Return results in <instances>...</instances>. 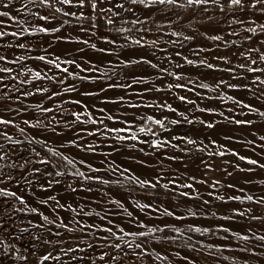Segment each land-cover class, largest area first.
<instances>
[{
    "label": "rangeland",
    "instance_id": "rangeland-1",
    "mask_svg": "<svg viewBox=\"0 0 264 264\" xmlns=\"http://www.w3.org/2000/svg\"><path fill=\"white\" fill-rule=\"evenodd\" d=\"M181 2L183 3L185 0H181ZM50 3L51 7H45L39 4L38 0L36 3H31L30 0H13L9 9L0 8V11H9L11 16L16 17V20L0 17V22H2L0 23V31L19 32L22 27L19 24L20 20L29 21L30 23L24 25V27H29L30 30L38 26H45L50 29L60 28L59 32H50L48 34L35 32L31 35L25 33L19 39L12 36L0 39V55L7 56L9 60H14L17 56L25 58L24 61L11 65L0 61V67L4 66L13 69L12 73H0V76L3 77V80L0 81V84H2V89L0 90V114L4 115L6 119L14 118L15 124L25 129L28 139L35 137L37 140L46 141L48 146L57 149L76 161V165L73 168L71 165H66L64 161H58V158L51 156L46 151L43 144H28L25 142L14 146V149L13 146L7 145L11 153V159L0 161V163H11L14 160L19 165L29 158L32 161L48 158L54 163L65 165V167L54 169L50 164L30 163L27 166V170L23 173L24 179H21V170L18 167L15 170L5 168V172L13 171L20 183L17 185L13 181L10 184L0 186L9 187L11 190L23 195L31 207L38 208L45 215H49L50 219H56V214L52 212L56 205L52 202H50L49 206L39 203L40 200H46L49 196H55L65 206L71 204L78 212L83 206V212L91 213L90 216H85L83 213L77 216L71 211L59 208H57V213L60 217L67 219L66 221H72L75 216L76 219L85 225L92 224L98 227L85 229L86 232L91 234L82 235L79 226L72 222V226H70L78 230L65 233L63 229H59L62 233V239L66 243L59 246L45 245L42 242H34L33 236L42 235L43 239L51 238L53 241L57 238L50 237L43 230H37L28 224L29 220L42 223L40 217L27 212L12 211L5 225L10 233V235L4 236L5 241L7 243H15V240L19 238L20 241L25 240L26 243L28 242L27 247H22L15 243L21 249V254L28 256V264H37L38 256L45 254L47 251L53 252V255H59L61 259L59 261L49 260L46 264H93V261L95 264H193V262L194 264H245V262L247 264H264V242L255 239L258 235H264V203L255 202L264 197V168L248 164L246 160L241 161L238 158V156H245L246 158L257 160L260 164H264V141H259L260 137L264 136V116L260 115L261 112H264V95H262L264 93V85L252 83L254 76L259 75V73H247L244 69L237 67L241 63L250 65V61L246 58L249 47H259L264 50V44L261 43V41H264V34L258 32L253 35L244 31L245 27H255V25L232 24L233 16L226 12H221L218 6L211 3V0H209L207 6L200 7L173 8L168 5H154L151 11L142 6H136L135 11L131 13L113 7V3H124L126 7H129L128 0H109L108 3L102 4L101 7H113L114 11L119 12V18H116V23L113 27L109 26L105 23L104 16H110L111 14H101L97 10L95 15L101 17L97 28L92 27L90 20H77L75 17L64 16L62 12L55 11V8L59 7L63 11L77 12L76 7L62 5L58 3V0H50ZM205 7L207 11H205ZM83 11L87 15H92L87 9ZM31 13L47 15L49 20H39L37 16ZM235 18L245 21L255 19L257 24L264 23V15H260L258 11L254 10H249L243 14L238 13ZM133 19L146 20V22L136 25L123 22ZM65 20L69 22L65 24ZM81 26L85 29L84 31L81 30ZM120 27L130 29V31L118 33L116 29ZM148 29L150 31H147ZM173 32H179L183 35L173 36ZM233 32L237 35L230 34ZM212 35H222L223 39L213 41L208 38ZM250 35L252 39L246 40L245 37ZM142 36L145 43L152 40H156L157 43L147 47H139L131 43L132 39H138ZM184 36H192L193 39L185 40ZM57 37L69 39H57ZM104 37L115 40V44L107 43ZM84 40L89 41V43H82ZM232 41L236 43L232 44ZM16 43H25L28 47L26 49L7 47L8 44ZM91 44H96L97 49L104 48L108 51L105 52L106 54L97 51L91 47ZM182 46L187 48V52L181 50ZM200 49H206L207 53L205 50L200 51ZM177 52L181 53V55L177 56ZM241 52L245 53V56H241ZM41 55L52 59L60 57L61 66L68 67L77 76L65 77L63 72L48 65L46 61L42 62L34 59V57ZM141 56L152 60L153 63L167 69L168 72H174L182 76L183 79L177 81L173 76L162 73L159 69H153L147 64L130 65L128 67L119 64V60L139 59ZM251 56L253 59L257 58L256 53H252ZM184 57L194 60L196 63L190 67L189 64L185 63ZM215 57H226L230 63ZM70 59H75L81 65V68L63 63L64 60ZM200 60H207L214 64L215 68L211 69V71L209 68L205 69L206 66L200 65ZM20 64H23L24 68H21ZM177 65H181V67H177ZM256 66L264 67V63ZM28 67L41 73H47L49 76L63 79L64 83L59 84L48 79H40L22 84L20 81L32 79L31 75L27 73L19 75L20 72ZM93 67L102 71L82 70ZM228 68H231L232 71H225ZM194 69L197 70L195 71ZM14 76L16 79L12 78ZM141 76L142 80L133 83L134 78ZM242 76L247 78L241 79L240 77ZM78 77H87V79L82 80ZM91 77L94 78L92 79ZM161 77L163 78L161 79ZM261 79H264V76H261ZM220 80H224L226 83L216 88ZM189 81H192V83H189ZM117 83L131 85V89L128 87H111L110 89L109 84ZM170 83L173 85L181 83L186 85V87L168 89L167 85ZM201 83L209 84L210 88L198 87ZM228 84L237 85V87L229 88ZM245 85L248 87L245 88ZM67 86L74 88L73 93L71 91L64 92V88ZM38 87L48 88V95L55 90L61 95L49 101L47 95L44 94L38 93L24 97L21 92L17 91L20 89L22 91L35 92ZM188 88H191L192 91H188ZM156 89L161 90L156 91ZM210 89H215V91ZM4 93H7L11 99H5ZM85 93H96V95H88V97ZM18 96L20 97V102H16ZM179 96L186 97V100L181 101ZM228 96L234 99L228 100ZM121 97H123V100H120ZM74 100L81 101V105L71 103ZM110 100L116 101V103H112ZM187 100L195 103H187ZM236 100L242 101L243 104H250L258 111L244 108L243 104H237ZM37 103H42L44 107L52 108L53 112L48 114L41 113L32 107V105ZM134 104L140 105V107L129 106ZM6 105L13 109H23V111L9 113ZM147 105H152V107H147ZM164 105H171L176 111H170ZM85 106H87V113L81 116V122L73 123L74 117L71 113H84ZM200 108L212 109L213 111L200 112ZM100 109L105 111L101 112ZM180 113H184V116H181ZM89 115L95 119L97 117L98 123L92 124L89 120ZM109 115L114 119L109 120L107 118ZM148 115L164 120L165 127L161 128L151 122L143 123L139 119H133L134 117H146ZM185 117L192 120L193 123H187ZM38 118L43 120L46 127L30 128L28 125L23 124L25 119L35 123ZM171 120H178L180 123L173 125L170 123ZM235 120L252 121V123L235 124ZM125 121L129 123H125ZM200 121L205 123L202 124ZM207 123L216 125L208 128L206 126ZM54 126L55 131L52 130ZM139 127L151 128L156 135L140 133L138 131ZM106 128H129L130 131L121 133L107 132ZM97 129H99V133L97 132L96 135H87L89 131L96 132ZM0 130H4L3 125H0ZM7 131L14 139H25V134H21L16 127L9 126ZM132 132L136 133L138 140H120L116 138L117 136H129ZM179 136L191 137L198 142H202L200 147L207 146L206 151H196L192 145H186L182 140L172 139V137ZM72 140L77 142L76 145L69 143ZM153 140L163 144V146L154 147ZM165 141H170L171 144H176L179 148H172L170 144L164 143ZM211 141H216V144L213 145ZM249 141L253 143H248ZM0 142L3 141L0 140ZM88 145H92L91 150L88 149ZM221 145L223 147H219ZM32 148L40 152V157L35 156L31 152ZM180 148L192 150L180 151ZM220 151H224L226 154L223 156L209 155V152L216 153ZM233 151L238 153V155H232ZM147 156L151 159L147 158ZM167 157H175L176 161L174 159L168 160ZM179 158L180 160H178ZM80 160H84L86 163L81 165L79 163ZM87 164H91L94 168L100 169V171L92 172L86 166ZM147 164H149L148 166L151 169H146ZM208 165H211V168ZM35 168L41 169V172L33 173L32 169ZM124 168L128 169V172H125L122 176L120 173ZM77 169L83 171L85 175L99 176L102 179L109 180L110 183L105 185L95 180L86 181L82 177L68 174L65 175L67 179L55 176L56 170L75 172ZM47 172H51L52 175L48 176ZM129 176H137L153 182L157 177L162 176L161 184L168 183L170 180L175 181V183L169 184V190L159 185L152 190V188L141 187L135 182H129L125 178ZM193 177L195 179H192ZM25 179L32 180L33 183L27 185ZM49 180H59L60 183H53L49 187ZM117 180L120 181L119 184L111 183ZM216 181L219 183L213 186ZM181 184H192L193 187L190 189L181 188L179 187ZM41 185L47 190H42ZM229 185H233V187H229ZM72 188H76L77 191H72ZM88 189L91 190L89 191ZM181 192H186L189 195L182 196L180 195ZM248 195H252L255 201H248L246 199ZM230 196H240L241 200L227 199ZM217 197H224V200L217 199ZM112 201H120L123 204V208ZM204 201H208V203L205 204ZM0 204H2V201H0ZM142 204H149L152 207H139ZM18 206L23 207L22 205ZM164 208L173 211L176 216H183L184 219L177 220L163 215ZM234 209L240 212L251 209V212L240 216L233 212ZM189 210L195 212L197 216H191ZM128 212L132 213V217L128 216ZM96 213L106 219L101 220ZM2 214L3 208L0 207V215ZM251 215L261 219H251ZM221 217H231V219H222ZM108 219L113 221L112 225L107 224ZM138 221L149 227H164L165 224L180 227L184 236L179 237L175 242L170 239H158L160 237L177 236L169 228L163 233L156 232L150 236L138 238L136 242L144 246L147 254H140L141 250L135 249L137 254L134 255L133 250L127 247H123L122 252L107 246L94 249L87 248V243L89 242L94 245H107L113 241V238L108 233L100 231L99 227L111 226L118 234H120L119 228L115 227L116 225L126 231H146V228L137 227ZM189 225L201 228L207 227L212 231L209 233L190 232L188 230ZM23 227L29 228V231L21 233L19 229ZM46 227H51L52 231H57L54 226ZM222 228H229L231 231L224 232ZM249 229H251V232H249ZM231 232L247 234L251 239L248 242L241 241L232 236ZM0 234H2V230H0ZM99 237H108V240L98 239ZM188 237H191L190 241L187 239ZM223 237H227V239H223ZM125 239L131 240L132 238L126 237ZM80 240L84 241V243L80 244L81 248L86 249L84 252L69 253L67 256L61 252V247H75ZM209 244L214 247L209 249L207 247ZM190 245L194 246L198 251L192 250ZM245 246L250 249L249 252L240 251ZM33 247H35L36 255L31 254ZM25 248L29 249V252H23ZM217 248L220 250L217 251ZM104 251H107L109 255L105 260L100 261L97 257ZM253 251L256 253L255 255L251 254ZM177 252L179 256L176 255ZM209 252L212 255H209ZM157 253L167 256L168 259H157ZM72 255L83 256L84 259L73 261L71 260ZM112 256H117L118 259L113 261L111 259ZM184 257L188 259L185 260ZM224 257H228V259H224ZM0 264H23V262L15 261L14 257L6 258L0 254Z\"/></svg>",
    "mask_w": 264,
    "mask_h": 264
},
{
    "label": "snow or ice",
    "instance_id": "snow-or-ice-1",
    "mask_svg": "<svg viewBox=\"0 0 264 264\" xmlns=\"http://www.w3.org/2000/svg\"><path fill=\"white\" fill-rule=\"evenodd\" d=\"M31 3H36L37 0H30ZM39 4L44 5L45 7H51V3L50 0H38ZM109 0H58V3L62 4V5H71L77 8V12H68V11H63L62 8H55L56 12H62L64 16H72L75 17L77 20H90L92 22V27L93 28H97L99 26L98 21L101 19L100 16L95 15V13L97 12V10H99V12L101 14H105V13H110V16H104L105 19V23L109 26H113L116 23V18H119V12L118 11H114L113 7L115 9H122L124 12H134L136 6H142L143 8L149 9L150 11L152 10L154 5H168V6H172L173 8H185L187 6H196V7H200V6H207L209 4V0H185V2H181V0H128V4L130 5L129 7H126L124 3H113V7H108V8H104L101 7L102 4L108 3ZM13 0H7V2H5V0H0V8L3 9H9L10 6L12 5ZM211 3L213 5H216L220 8L221 12H226L227 14H231L233 16V19L231 21L232 24H251V25H255V27H245L244 31L251 33L253 35H256L258 32L261 34H264V23L262 24H257L255 19H249L247 21L245 20H238L236 19V15L239 14H243L248 12L249 10H254V11H258V13L260 15H264V0H211ZM89 10L92 15H87L85 11L83 10ZM205 11H207V8L205 7ZM34 16H37L39 20H43V21H48L49 17L47 15H39V13H31ZM0 17H8L11 20H16V17L11 16L9 11H0ZM69 21L65 20L64 23L67 24ZM124 23H132L133 25L136 24H144L146 22V20L142 21V20H138V19H133L131 21H123ZM2 23V22H0ZM30 22L27 20H20L19 24L22 26L21 30L19 32L17 31H13V32H5V31H0V39H3L6 36H12L14 38L19 39V37L24 36L25 33L28 34H33L35 32L38 33H43V34H48L50 32H59L60 28H48L45 26H38L36 28H32L30 30L29 27H24V25L29 24ZM81 30L84 31L85 29L83 28V26H81ZM116 31L118 33H124V32H128L130 31V29H126L123 27L117 28ZM138 31H140V29H138ZM147 31H150V29H148ZM95 34V33H93ZM231 35H236L235 32L230 33ZM173 36H181L183 35L182 33L179 32H173L172 33ZM185 40H191L193 39L192 36H184L183 37ZM209 39L213 40V41H220L223 39L222 36L220 35H212L210 37H208ZM57 39H69L66 37H57ZM104 39L106 40L107 43H111V44H115V40L112 39H108L107 37H104ZM246 40H251L252 36H247L245 37ZM82 43L84 44H88L89 41L84 40L82 41ZM131 43L134 45H137L139 47H147L149 45H155L157 43L156 40H152L149 41L147 43L144 42V38L143 36L138 38V39H132ZM232 44H235V41L231 42ZM262 44H264V41H261ZM7 47L9 48H13V47H18L20 49H26L28 47V45H26L25 43H16V44H8ZM91 47L93 49H96L100 52H106L108 50L104 49V48H99L97 49L96 44H91ZM200 51H204V49H200ZM252 53H256L257 54V58L253 59L251 54ZM177 56H180L181 53L177 52L176 53ZM241 56H245V53L241 52L240 53ZM216 59H224L226 63H230L226 57H215ZM249 61H250V65H246V64H239L237 65V67H239L240 69H244L247 73H252V74H256L259 73V75H255L254 79L252 81V83L254 84H258V85H264V79H261V76H264V67H258L256 65L264 63V50H262L261 48L257 47V48H252L249 47L248 48V56L246 57ZM24 57L23 56H17L16 59L14 60H9L7 58V56L5 55H0V61H3L7 64H17L20 63L21 61H24ZM34 59L40 60L42 62H45L48 65L53 66L55 69L63 72L65 74V77L68 76H77L76 73H73L68 67H62L61 66V59L60 57H56L55 59H52L50 57H46L44 55L41 56H37L34 57ZM184 61L185 63L189 64V65H194L196 63V61L188 59L187 57H184ZM64 64H69V65H74L76 68H81V65L79 63H77L75 61V59H70V60H64L63 61ZM111 63V62H110ZM199 63L203 66H206L209 69H213L215 68V65L208 62L207 60H200ZM119 64H123L125 67H128L130 65H136V64H147L149 65L151 68L153 69H159L160 72L162 73H166L169 76H173L177 81L183 79L182 76L177 75L174 72H168L167 69L165 68H161L158 64L153 63L152 60L147 59L143 56H141L139 59H131V60H119ZM118 66V65H116ZM21 68H24L23 64H20ZM177 67H181V65H177ZM82 70H91V71H102L101 69H96L95 67L91 68V69H82ZM225 71H229L231 72L232 69L228 68L225 69ZM13 69L10 67H0V73H12ZM30 74L31 75V80H27V81H20V83H31L32 81L35 80H40V79H48L50 81H55L59 84H63L64 80L63 79H58L56 77L53 76H49L47 75V73H41L40 71H35L33 70L31 67H28L26 69H24V71L20 72L19 75H25V74ZM13 79H16V77H12ZM79 79H87V77H78ZM163 77H161L162 79ZM241 79H246L247 77H240ZM109 79H111L109 77ZM142 77L139 78H134L133 83H137L140 80H142ZM3 80V77L0 76V81ZM189 83H192V81H189ZM226 81L224 80H220L219 83L216 85V88H219L220 85L225 84ZM229 88H235L237 87V85H232V84H228L227 85ZM109 87H131V85H122V84H109ZM168 89H172V88H184L186 87V85L181 84V83H176L175 85L173 84H168L167 85ZM198 87H202L205 89H209L210 86L207 83H201L198 85ZM245 88H247L248 86L245 85ZM74 88L72 87H65L64 88V92H70L73 91ZM161 89H156V91H160ZM212 91H215V89H210ZM18 92H21L22 95L24 97H28V96H33L36 94H44L47 95V99L49 101H51L53 98L58 97L61 95V93L59 92H51L50 95H48L49 93V89L48 88H36L35 92H30V91H22L20 89L17 90ZM188 91H192L191 88H188ZM198 94V93H197ZM85 95H96V93H85ZM262 95H264V93H262ZM5 99H11L10 97H8L7 93L3 94ZM223 98V97H221ZM179 99L181 101H185L186 97L184 96H179ZM228 100H233L234 98L231 96L227 97ZM120 100H123V97L120 98ZM16 102H20V97H17V101ZM112 103H116V101H111ZM237 104H243L242 101L236 100L235 101ZM71 103L76 104V105H81V101L79 100H74L71 101ZM187 103L190 104H194V101L191 100H187ZM59 107V105H57ZM130 107H134V108H138L140 107V105H129ZM165 107L168 108V110L175 112L176 110L174 108H172L171 105H164ZM7 107L8 112H22L23 109H13L11 107ZM32 107H34L35 109L39 110L41 113L43 114H48L53 112V109L50 107H44L42 103H37L32 105ZM147 107H152V105H147ZM244 108H248L251 111H258L257 109L253 108L250 104H243ZM200 111H213L212 109H204V108H200ZM101 112L105 111L104 109H100ZM85 113H87V106H85V112H72L71 115L74 117V121L73 123L76 122H81V116L85 115ZM181 116H184V113H180ZM221 115H223V113H221ZM261 116H264V112L260 113ZM109 120L114 119L111 115H109L107 117ZM53 119H55V117H53ZM133 119H139L141 120L143 123H147V122H151L152 124L158 125L161 128L165 127V121L162 119H156L154 116L152 115H148L146 117H134ZM187 123L191 124L193 123L192 120L187 119V117H185ZM89 120L91 121L92 124H97L98 121L91 117V115H89ZM58 123V122H57ZM100 123H102V121H100ZM125 123H129L128 121H125ZM171 124L175 125L180 123V121L178 120H171L170 121ZM200 123H205L204 121H200ZM235 124H251L252 121H242V120H235L234 121ZM23 124L28 125L30 128H34V127H38V126H45L44 122L42 119H36L35 123H33L31 120L25 119L23 120ZM0 125L4 126V130H0V140H2L3 142H0V161H8L11 159V153L7 148V145H11L13 146H17V145H21L25 142H27L28 144H33V143H37V144H43L44 147L46 148V151L48 153L51 154V156L58 158V161H64L66 162V165H71L73 168H75L76 165V161H74L73 159L69 158L68 156L64 155L62 152L58 151L57 149L48 146L46 141H42V140H37L35 137H32L31 139H28L27 135L25 134V129L19 127L18 124H15L14 122V118L13 119H6L4 118V115L0 114ZM9 126L12 127H16L19 129V132L21 134H25V139L24 140H20V139H14L12 135L9 134V132L7 131V128ZM208 128H212L214 125L212 123H207L206 125ZM53 131H55V127H53L52 129ZM99 129L96 130V132H98ZM107 132H116V133H121V132H128L130 131L129 128H106ZM138 131L140 133H151L153 136L156 135V133L151 129V128H147V127H139ZM96 132L93 131H89L87 133V135L89 136H93L96 135ZM117 139L120 140H126V139H131V140H138V136L136 135L135 132H132L131 135L129 136H117ZM173 140H182L185 142L186 145H192L194 150L196 151H206L207 146L205 147H200V144L202 142H198L196 139H193L191 137H187V136H179V137H172ZM260 139L262 141H264V136H261ZM70 144L76 145V141L72 140L69 141ZM153 146L154 147H162L163 144L161 143H157L155 140L152 141ZM164 143H168L170 144V146L172 148H179L178 145L176 144H171L170 141H165ZM211 143L213 145L216 144V141H211ZM248 143H253L252 141H249ZM78 146V145H77ZM219 147H223V145L219 146ZM88 149H92V145H88ZM180 151H191L192 149H186V148H180ZM231 151V150H229ZM31 152L37 156L40 157V152L36 151L35 148L31 149ZM226 153L224 151H220V152H209V155H220L223 156ZM232 155H238V153L236 152H232ZM168 159H175V157H167ZM239 160L241 161H247L248 164L251 165H256L260 168H264V164H260L257 160L255 159H250V158H246L245 156H238ZM30 163H39L42 165H51L52 168L54 169H59L61 167H65V165L63 164H59V163H54L52 160L48 159V158H41L37 161H32L30 158L29 159H25L23 161V163L17 165L15 163V161L13 160L11 163H0V185H7L12 183L13 181L16 182L17 185H19L20 181L17 180L16 176L13 174V171H8L5 172L4 169L8 168L10 170H15L17 167L21 170V179H24L23 173L27 170V166ZM79 163L81 165H84L86 162L84 160H80ZM92 172H98L100 171V169L94 168L91 164H87L86 165ZM209 168H211V165H208ZM237 167H239L237 165ZM242 170V169H241ZM33 173H40L41 169L39 168H35L32 169ZM125 172H128V169H123V171L120 173L122 176L124 175ZM48 176H51L52 173L51 172H47L46 173ZM73 175V176H77V177H82L84 180L86 181H98L100 183H103L105 185L109 184L110 181L106 180V179H102L99 176H91V175H85V173L83 171L80 170H76L75 172H67L65 171H60V170H56L55 171V176L56 177H61L64 175ZM126 179L129 180V182H135L137 184H139L141 187H148V188H152V189H156L157 186L159 185L160 187H163L164 189L168 190L169 189V184H173L175 183V181L170 180L168 183L165 184H161L160 181L161 179H163L162 176L157 177L155 182L151 181V180H147V179H141L137 176H129V177H125ZM192 179H195L194 177ZM25 183L27 185H31L33 183L32 180H27L25 179ZM53 183H60L59 180H49L48 181V186L50 187ZM111 183H117L119 184L120 181H112ZM201 183H203V181H201ZM219 182L216 181L214 182L213 186H215V184H218ZM69 187H71V185H69ZM179 187L181 188H192L193 185L192 184H181L179 185ZM229 187H233V185H229ZM42 190H47L46 188H44L43 185H41ZM89 191L91 189H88ZM72 191H77L76 188H72ZM242 191V190H241ZM105 195H107V193H105ZM180 195L182 196H188L189 194L186 192H181ZM217 199L220 200H224V197H217ZM228 199L230 200H241L240 196H230L228 197ZM246 199L248 201H253L254 198L252 195H248L246 197ZM0 201H2V204H0V207L3 208V214L0 215V230H2V234H0V254H2L4 257L6 258H13L15 259V261H19V262H23V264H28V256L27 255H23L21 254V249L19 247H17V245L15 243H7L4 239L5 235H10V233L8 232V229L6 228V221L7 218L11 216L12 211L15 212H27V213H31V214H35L36 216H39L40 219L42 220V223H37L34 222L33 220H29L28 224L31 225L32 228L35 229H41L43 230V232H46L50 237H56L57 239L55 241H53L51 238L49 239H43L42 235H34L33 236V240L36 243H40L42 242L45 245H54V246H59L62 245L64 243H66V241H64L62 239V233L59 231V229H64L65 233H71L76 231L77 229L73 228L70 226V224L72 222H75L76 225L79 226V230L81 231L82 235H90V232H86L85 229H92V228H97V225H92V224H83L80 220H77L75 218V216L72 218V221H66L63 217H60L59 214L57 213V208L62 209V210H67V211H71L73 213H75L77 216H79L81 213H83V215L85 216H90L91 213L88 212H83V206H81L80 211L78 212L76 208H74L71 204H68L67 206L61 204L59 202V200H57V198L55 196H49L46 200H40L39 203L49 206L50 202L54 203L56 205V208L52 209V212L54 214H56V219H50L49 215H45L43 212L39 211L38 208L36 207H31L29 205V203L25 200L24 196L21 194H18L16 191L11 190V188L6 187V186H0ZM116 204H119L121 208H123V204L120 201H112ZM256 203H264V197H261L259 200L255 201ZM205 204L208 203V201H204ZM18 205H22L23 207H19ZM139 207L141 208H151L152 206L149 204H142L139 205ZM125 211H127L125 209ZM190 214L192 216H196L197 214L195 212H192L191 210H189ZM233 212L236 215H240V216H244L246 213H250L251 209H246L244 212H240L238 210H233ZM163 215L169 216V217H173L177 220H183L184 217L183 216H176V214L173 211H170L167 208L163 209ZM97 216H100L99 213H96ZM215 215V214H213ZM128 216L132 217V213L128 212ZM222 219H231V217H221ZM251 219H261L260 217H257L255 215H251L250 217ZM101 220H105L106 218L103 216H100ZM107 224L108 225H112L113 221L111 219L107 220ZM46 226H54L57 231H52L51 227H46ZM115 227L119 228V233H117V231H115L113 229V227L108 226V227H99L100 231L106 232L108 233L112 238L113 241L111 243H108L107 245H94L93 243H87V248L88 249H94L96 247H100L103 248L105 246L107 247H111L114 248L118 251H123V247H127L128 249L133 250V254L136 255L137 253H135V249H140L141 252L140 254H147L146 250L144 249V246L139 243L136 242V240L140 237H147L150 236L156 232H161L163 233L166 229H171V231H173L174 233L177 234V236H172V237H160L158 239H170L173 242H175L179 237H183L184 233L181 230V228L173 226V225H167L165 224L164 227H149L148 225L144 224L143 222L138 221L137 222V227L139 228H146V231H126L124 228H120L118 225H116ZM188 230L190 232H195V233H209L212 230L210 228H201L199 226H194V225H189L188 226ZM222 230L224 232H230L231 230L229 228H222ZM19 231L21 233H26L29 231V228L27 227H23L20 228ZM249 232H251V229H249ZM231 235L238 238L241 241L244 242H248L251 237L247 234H241L238 232H231ZM126 237H131V240L125 239ZM98 239H102L107 241L108 237H99ZM189 241L191 240V237L187 238ZM223 239H227V237H223ZM255 239L264 242V235H258L255 237ZM119 241V242H117ZM122 242V243H121ZM84 243L83 240H80L76 243L75 247H67V248H63L61 247V252L67 256L69 253H76V252H84L86 249L81 248L80 244ZM123 245V246H122ZM192 250H197L195 249L194 246H191ZM207 247L209 249H212L214 246L209 244L207 245ZM220 249L217 248V251H219ZM240 251H244V252H249L250 249L245 246L243 248L240 249ZM23 252L27 253L29 252V249L25 248L23 249ZM32 255H36V251H35V247H33V250L31 252ZM252 255H255L256 253L253 251L251 253ZM109 253L107 251L102 252L97 259H99L100 261L105 260L106 257H108ZM125 255H127V253H125ZM177 256H179V253H176ZM209 255H212L211 252H209ZM157 259L160 260H167L168 257L167 256H162L159 253L156 254ZM61 259V257L59 255H53V252L51 251H47L45 254L39 255L38 256V260H37V264H46L47 261L49 260H56L59 261ZM82 260L84 259L83 256L81 257H77L76 255H72L71 256V260L76 261V260ZM111 259L113 261L117 260V256H112ZM185 260H187V257H184ZM224 259H228V257H224ZM93 264H95V262L93 261ZM194 264V262H193ZM245 264H247V262H245Z\"/></svg>",
    "mask_w": 264,
    "mask_h": 264
},
{
    "label": "bare ground",
    "instance_id": "bare-ground-1",
    "mask_svg": "<svg viewBox=\"0 0 264 264\" xmlns=\"http://www.w3.org/2000/svg\"><path fill=\"white\" fill-rule=\"evenodd\" d=\"M186 15V14H185ZM72 18V17H71ZM169 24V23H168ZM167 24V25H168ZM131 25V24H130ZM163 25V24H162ZM143 26V25H142ZM87 27V26H86ZM113 27V26H112ZM58 28V27H57ZM219 31V30H218ZM166 33V32H165ZM185 34V33H184ZM129 35V34H128ZM237 35V34H236ZM222 36V35H221ZM113 38H114V36H113ZM120 38V37H119ZM126 38H128V37H126ZM124 40V39H123ZM195 41V40H194ZM71 42V41H70ZM73 42V41H72ZM92 42H94V41H92ZM96 42V41H95ZM124 42V41H123ZM126 42H128V41H126ZM175 43V42H174ZM70 45V44H69ZM119 45V44H118ZM186 45V44H185ZM71 46V45H70ZM78 46V45H77ZM100 46V45H99ZM173 46V45H172ZM188 46V45H187ZM190 46V45H189ZM74 47H75V45H74ZM73 48V47H72ZM157 48V47H156ZM194 48H196V47H194ZM9 49V48H8ZM180 49V48H179ZM88 50V49H87ZM181 50H183V51H186L187 52V48L186 47H181ZM205 50V52L207 53V51H206V49H204ZM79 51V50H78ZM81 51V50H80ZM98 51V50H97ZM195 51V50H194ZM213 51V50H212ZM150 52V51H149ZM181 52V51H180ZM105 53V52H104ZM165 53V52H164ZM171 53V52H170ZM191 53V52H190ZM204 53V52H203ZM74 54H76V53H74ZM78 54V53H77ZM101 54V53H100ZM106 54V53H105ZM142 55V54H141ZM95 56V55H94ZM148 56V55H147ZM152 56V55H151ZM150 56V57H151ZM167 56V55H166ZM208 56V55H207ZM161 57V56H160ZM170 57V56H169ZM197 59V58H196ZM204 59V58H203ZM212 60V59H211ZM158 61V60H157ZM164 61V60H163ZM164 63V62H163ZM162 63V64H163ZM100 64H102V63H100ZM11 65V64H10ZM137 65V64H136ZM184 65V64H183ZM201 65V64H200ZM43 66V65H42ZM134 66V65H133ZM138 66V65H137ZM188 66V65H187ZM4 67V66H3ZM124 67V66H123ZM122 67V68H123ZM136 67V66H135ZM171 67V66H170ZM190 67H191V65H190ZM196 67V66H195ZM186 68V67H185ZM198 68V67H197ZM207 67H205V69H206ZM186 69H188V68H186ZM71 70V69H70ZM140 70V69H139ZM195 70V69H194ZM197 70V69H196ZM195 70V71H196ZM114 71H115V69H114ZM141 71V70H140ZM150 71V70H149ZM210 71H211V69H210ZM209 71V72H210ZM93 73V72H92ZM141 73V72H140ZM146 73V72H145ZM192 73V72H191ZM115 74V73H114ZM199 74H200V71H199ZM83 75V74H82ZM119 76V75H118ZM112 77V76H111ZM125 77V76H124ZM142 77V76H141ZM160 77V76H159ZM92 78V77H91ZM94 78V77H93ZM92 78V79H93ZM121 78V77H120ZM120 78H118L119 80H121ZM123 78V77H122ZM6 79V78H5ZM90 79V78H89ZM96 79V78H95ZM124 79V78H123ZM156 79V78H155ZM74 80H76V79H74ZM83 80V79H82ZM109 80V79H108ZM6 81V80H5ZM146 81V80H145ZM66 82V81H65ZM69 82V81H68ZM165 82V81H164ZM1 83V82H0ZM70 83V82H69ZM73 84V83H72ZM118 84V83H117ZM130 84V83H129ZM1 85L2 84H0V90L2 89V87H1ZM55 87V86H54ZM68 87V86H67ZM79 87V86H78ZM97 88V87H96ZM128 88H130V87H128ZM197 88V87H196ZM111 89V88H110ZM131 89V88H130ZM151 89V88H150ZM84 90V89H83ZM129 90V89H128ZM56 91V90H55ZM74 91V90H73ZM72 92V91H71ZM124 92V91H123ZM73 93V92H72ZM78 93V92H77ZM119 93V92H118ZM117 93V94H118ZM64 94V93H63ZM102 94V93H101ZM74 95V94H73ZM88 96V95H87ZM127 96V95H126ZM84 97V96H83ZM89 97V96H88ZM87 97V98H88ZM105 97V96H104ZM96 99H98V98H96ZM99 100V99H98ZM87 101V100H86ZM100 101V100H99ZM111 101V100H110ZM206 101V100H205ZM94 102H96V101H94ZM108 102V101H107ZM97 103V102H96ZM104 103V102H103ZM102 103V104H103ZM264 104V103H263ZM85 105H86V103H85ZM104 107V106H103ZM93 110H95V109H93ZM123 111V110H122ZM201 112V111H200ZM64 116V115H63ZM68 116V115H67ZM71 117V116H70ZM93 117V116H92ZM65 119V118H64ZM96 119H97V117H96ZM182 121V120H181ZM261 123V122H260ZM78 124V123H77ZM76 124V125H77ZM219 124V123H218ZM256 124V123H255ZM258 124V123H257ZM81 125V124H80ZM178 125V124H177ZM176 125V126H177ZM214 125H216V124H214ZM173 126V125H172ZM171 126V127H172ZM189 126V125H188ZM55 127V126H54ZM60 128V127H59ZM78 128V127H77ZM76 128V129H77ZM174 129V128H173ZM80 130V129H79ZM162 131V130H161ZM101 132V131H100ZM167 132V131H166ZM97 133V132H96ZM98 133H99V131H98ZM207 133V132H206ZM78 135V134H77ZM103 135V134H102ZM60 136H62V135H60ZM145 136V135H144ZM72 138V137H71ZM79 139V138H78ZM87 139V138H86ZM258 139H259V137H258ZM261 139H259V141H260ZM86 142V141H85ZM67 143V142H66ZM263 143V142H262ZM252 144V143H251ZM143 146V145H142ZM261 146V145H260ZM80 148V147H79ZM137 148V147H136ZM169 148V147H168ZM107 149V148H106ZM94 150H95V148H94ZM124 150V149H123ZM89 151V150H88ZM127 151V150H126ZM158 151V150H157ZM156 151V152H157ZM161 151V150H160ZM125 152V151H124ZM136 152V151H135ZM137 152H139V151H137ZM95 153V152H94ZM98 153V152H97ZM140 153V152H139ZM179 153V152H178ZM92 154V153H91ZM158 154H160V153H158ZM180 154V153H179ZM192 154V153H191ZM109 155V154H108ZM142 155V154H141ZM177 155V154H176ZM109 157V156H108ZM124 157V156H123ZM149 156H147V158H148ZM161 157V156H160ZM102 158V157H101ZM149 159H151L150 157H149ZM190 159V158H189ZM134 160H136V159H134ZM140 160V159H139ZM146 160H148V159H146ZM145 160V161H146ZM168 160H170V159H168ZM175 160V159H174ZM178 160H180V158L178 159ZM193 160V159H192ZM149 161H151V160H149ZM152 161H154V160H152ZM176 161V160H175ZM135 162V161H134ZM142 162V161H141ZM136 163V162H135ZM137 163H138V161H137ZM151 164V163H150ZM149 164H147V167H146V169L147 168H150L149 166H148ZM191 165V164H190ZM185 166V165H184ZM136 167H138V166H136ZM153 167V166H152ZM177 167H179V166H177ZM187 168V167H186ZM124 169H126V168H124ZM151 169V168H150ZM153 169V168H152ZM168 170V169H167ZM170 170H172V169H170ZM67 171V170H66ZM177 172V171H176ZM173 174V173H172ZM54 177V176H53ZM65 177V175L64 176H61V178H64ZM60 178V179H61ZM66 178V177H65ZM67 179V178H66ZM155 182V181H154ZM193 182V181H192ZM252 183V182H251ZM158 187V186H157ZM113 188V187H112ZM124 189H125V187H124ZM147 189V188H146ZM163 189V188H162ZM110 190V189H109ZM153 190V189H152ZM169 190V189H168ZM69 191V190H68ZM122 191V190H121ZM145 191V190H144ZM151 191V190H150ZM262 191V190H261ZM260 191V192H261ZM120 192V191H119ZM123 192V191H122ZM129 192V191H128ZM162 192V191H161ZM176 192V191H175ZM239 192V191H238ZM148 193V192H147ZM165 193V192H164ZM167 193V192H166ZM52 195V194H51ZM260 195H263V194H260ZM126 196V195H125ZM257 196H259V195H257ZM98 198V197H97ZM144 198V197H143ZM128 199V198H127ZM196 200H197V198H195ZM228 199V198H227ZM143 200V199H142ZM145 200V199H144ZM255 201V200H254ZM97 204V203H96ZM130 205V204H129ZM95 206V205H94ZM98 208V207H97ZM100 208V207H99ZM184 209V208H183ZM202 209V208H201ZM90 210V209H89ZM97 210V209H96ZM51 211V210H50ZM67 211V210H66ZM80 211V210H79ZM93 211H94V209H93ZM100 211V210H99ZM106 211V210H105ZM117 211V210H116ZM59 212V211H58ZM70 212V211H69ZM112 212V211H111ZM70 214V213H69ZM75 214V213H74ZM106 216V215H105ZM192 216V215H191ZM197 216V215H196ZM194 217V216H193ZM67 218V217H66ZM127 218V217H126ZM67 220V219H66ZM78 220V219H77ZM13 222V221H12ZM75 223V222H74ZM72 224V223H71ZM70 224V225H71ZM105 224V223H104ZM72 226V225H71ZM180 228V227H179ZM76 229V228H75ZM13 230V229H12ZM38 230V229H37ZM64 230V229H63ZM78 230V229H77ZM54 232V231H53ZM20 236V235H19ZM33 241V240H32ZM31 242V241H30ZM15 243H17V244H19V245H21L22 247H27V244H28V242L26 243V241L25 240H21L20 241V239L19 238H17L16 240H15ZM224 246V245H223ZM228 249V248H227ZM260 252V251H259ZM2 257V256H1ZM202 262V261H201Z\"/></svg>",
    "mask_w": 264,
    "mask_h": 264
}]
</instances>
